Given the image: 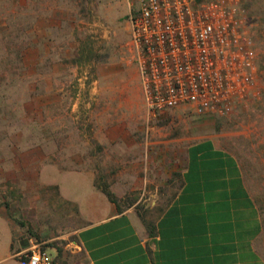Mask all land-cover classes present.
<instances>
[{"label":"crops","instance_id":"obj_1","mask_svg":"<svg viewBox=\"0 0 264 264\" xmlns=\"http://www.w3.org/2000/svg\"><path fill=\"white\" fill-rule=\"evenodd\" d=\"M45 19L48 24L38 28L39 39L33 41L36 58H24L29 78L20 85L9 77L0 82V264H23L21 253L35 247L19 231L20 219L37 235L51 230L49 236L55 238L54 228L43 223L57 218L68 224V237H75L72 243L84 257L81 264H264L257 250L260 211L238 160L216 139L182 144L181 187L157 219L155 237L149 236L135 205L123 202L119 212L98 189L96 173L77 169L80 162L65 156L70 132L58 124L66 119V109L79 124L71 132L75 149H80L82 134L87 135L80 124L86 114L100 127L95 135L101 145L123 143V150H132L135 144L132 132L106 129L109 120L102 116L99 121L96 115L99 109L108 112L111 95H93L97 88L88 95L71 94L73 81L65 78L60 51L49 44L60 21L57 16ZM28 45L26 54L33 47ZM81 176L88 177L89 185L83 200ZM43 252L52 264H61L58 252Z\"/></svg>","mask_w":264,"mask_h":264},{"label":"rangeland","instance_id":"obj_2","mask_svg":"<svg viewBox=\"0 0 264 264\" xmlns=\"http://www.w3.org/2000/svg\"><path fill=\"white\" fill-rule=\"evenodd\" d=\"M236 1L251 17V34L262 57L264 0ZM129 13L125 0H0V82L9 77L17 79V85L25 83L23 80L29 76L24 58L27 62L36 58L34 53L38 49L33 41L39 39L37 30L48 24L45 16L47 20L57 16L61 27L51 32L49 44L60 51L61 63L67 67L65 78L73 81L71 94L88 95L97 88L93 95H111L113 103L105 105L108 112L104 114L99 109L96 115L99 121L102 116L109 120L106 129L132 132L130 139L135 144L132 150H123V145L127 149L123 143L101 145L95 135L100 127L86 114L80 124L87 135L82 134L80 149H75L77 145L72 142L76 136L71 132L79 124L74 123L70 110L66 109V119L58 124L70 132L65 136L70 139L65 156L80 162L77 169L94 171L98 189L114 193L120 205L123 202L135 205L141 219H156L158 210L164 209L181 187L182 144L186 147L201 139H216L238 160L260 211L262 233L257 250L264 261V74L254 94L229 114L200 116L190 108H180L153 117L148 113ZM25 44L33 46L27 54L23 50ZM38 68L40 71V64ZM57 121L54 120V126ZM80 178L79 194L83 200L88 195V177ZM20 221L24 225L18 223L19 231L24 238H32L34 246L51 256L57 254L52 246L57 244L63 249L65 259L60 260L61 264L84 263L82 252L72 243L75 237H68L70 232L65 229L68 224L60 218L43 223L44 227L54 228L55 238L49 236L53 234L51 230L47 235L44 232L37 235L23 219Z\"/></svg>","mask_w":264,"mask_h":264},{"label":"built area","instance_id":"obj_3","mask_svg":"<svg viewBox=\"0 0 264 264\" xmlns=\"http://www.w3.org/2000/svg\"><path fill=\"white\" fill-rule=\"evenodd\" d=\"M148 113L229 114L262 80L246 11L236 0H125ZM23 264H52L38 247Z\"/></svg>","mask_w":264,"mask_h":264},{"label":"trees","instance_id":"obj_4","mask_svg":"<svg viewBox=\"0 0 264 264\" xmlns=\"http://www.w3.org/2000/svg\"><path fill=\"white\" fill-rule=\"evenodd\" d=\"M248 19H249V22L250 24L252 25V20H251V17L248 16ZM256 41V40H255ZM24 48V46H23ZM260 69L261 71L263 72L264 74V56L260 57ZM102 192L107 196V198L112 202L114 203L117 207H118V211L121 212L122 211V208H121V205H120V202H119V199L115 196L114 193H112L111 191H109L108 189H102ZM132 206V205H131ZM163 208H160L158 210V215L156 217V219H147L145 217H142V221L148 231V234L150 237H155L156 235V222H157V219L160 217L161 213L163 212ZM20 224L24 225L23 222H19ZM51 247V246H50ZM52 248H55L58 252V255H57V261L61 260V258L63 257V249L60 248L59 246L54 245L52 246ZM63 264H68V263H63Z\"/></svg>","mask_w":264,"mask_h":264}]
</instances>
